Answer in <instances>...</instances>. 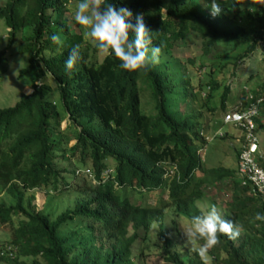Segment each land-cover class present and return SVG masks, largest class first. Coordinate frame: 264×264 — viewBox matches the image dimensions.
<instances>
[{
	"label": "trees",
	"instance_id": "trees-1",
	"mask_svg": "<svg viewBox=\"0 0 264 264\" xmlns=\"http://www.w3.org/2000/svg\"><path fill=\"white\" fill-rule=\"evenodd\" d=\"M70 1L7 0L0 5V19L7 28L0 60L28 28L23 43L27 62L17 77L28 74L31 88L13 105L0 108V193L7 197L6 202L0 200V224L11 229L2 264H134L135 241L146 239L152 222L159 226L162 245L171 246L161 226L162 212L172 207L187 218L201 215L191 204L203 196L208 179L205 173L195 175L201 167L196 150L206 140L200 136L199 118L187 113L198 87L181 78L178 60L170 59L169 50L195 34L202 54L212 47L213 55L222 57L240 47L238 57H245L257 43L264 53L262 0H217L222 8L218 16L211 15L212 0H107L128 8L133 24L136 15H142L155 32L154 46L163 45L166 53L147 71L129 72L114 55L97 58L98 50L90 48L80 26L71 30L66 16ZM56 34L63 46L51 40ZM129 35L134 38V33ZM76 45L81 59L68 70L65 61ZM139 76L150 83L154 115L139 108ZM174 77L180 90L171 96L169 82ZM206 86L211 89L217 83L210 80ZM261 90L258 85L246 95L242 92L244 102L254 101L264 93ZM227 91L225 87L223 98ZM199 95L203 102L210 96ZM259 112L264 114L261 108ZM69 139L74 140L70 146ZM108 159L113 160L112 168ZM169 168L176 173L166 181ZM207 172L227 183L230 194L221 215L240 228L235 240L220 235V243L208 253L211 264H264V221L253 220L257 213L264 214L260 195L240 184L233 166ZM77 176L86 178L85 187L72 186ZM163 186L168 202L161 199L158 211L134 205L127 196L132 190ZM37 189L49 200L47 210L31 203ZM74 197L73 205L54 214L53 203L57 207ZM164 252L168 264H204L197 249Z\"/></svg>",
	"mask_w": 264,
	"mask_h": 264
},
{
	"label": "rangeland",
	"instance_id": "rangeland-1",
	"mask_svg": "<svg viewBox=\"0 0 264 264\" xmlns=\"http://www.w3.org/2000/svg\"><path fill=\"white\" fill-rule=\"evenodd\" d=\"M7 0H0V5H2ZM78 2L71 0L69 2V9L66 16L70 24L72 31H76L78 24L74 20L75 6ZM264 5V0H262ZM81 27V26H80ZM83 30V29H82ZM29 33L28 28H24L21 34L18 36L17 44L12 45L8 50L5 51L2 59L0 60V108L13 105V103L18 100L21 93L30 92L31 88L29 87V75L25 74L23 76L17 77L18 70L26 65L28 53L24 50L25 36ZM188 35V34H187ZM186 35V36H187ZM7 37V28L4 25L2 19H0V50H2L6 43ZM85 40V39H84ZM89 43L90 48L94 44L85 40ZM201 39L195 34H189L182 43L175 44L171 50V58L178 60L181 78L188 80V84L195 88V98L189 102L187 105V113L189 116H192L200 120L201 129L200 136L205 138L207 135L206 142L203 146H199L200 154V166L205 171V178L210 179L213 183L203 184L204 196L196 201V206L201 210L202 215L208 210L204 205H215L221 214L226 209L225 203L229 198L230 190L229 188L220 183L221 180H216L212 172H207L209 168H216L219 166L231 168L234 163L233 153L234 150L238 147V142L233 138L237 135V131L232 129L230 124L223 123L221 121V115L232 106H238L239 103H243V94H248L246 92H251L253 88H256L258 85L262 87L264 91V53L262 51V44L257 43L255 49L250 55L245 57H238L241 48L237 47L228 52L227 55L218 57L213 55L215 50L210 47L208 54H202L200 49ZM92 46V47H91ZM103 54L98 53L97 58ZM162 57H166V53L162 52ZM170 78V77H169ZM178 78V77H177ZM169 84L171 87V96L177 95L180 90L177 87L176 77L172 78ZM210 80H213L217 83V86L207 89V83ZM53 99L56 98V90L54 85H51ZM137 87L139 89V108L142 113L147 115H154L156 109L154 107L155 98L151 94V87L148 79L139 76L137 80ZM227 87V93L223 98L224 88ZM199 89V90H198ZM209 93V97L206 98V101L203 102V99L200 100V95L198 94ZM192 98V97H189ZM224 99L223 108L220 107V100ZM256 117H259L258 120L264 119V114L261 112L258 113ZM66 125V118L61 122L60 127L64 128ZM228 132L231 137L225 138L220 137L218 134L222 132ZM262 135V136H261ZM258 138L263 137L264 134L258 133ZM261 139V138H260ZM74 142L73 139H69L66 145L70 146ZM264 146V144H263ZM107 165L112 168L113 160L108 159ZM69 161L66 166H69ZM201 173V171H196ZM66 175V173H63ZM103 176L105 173L102 174ZM86 181V178L82 176H77L73 182H70L73 187L80 188ZM215 184V185H213ZM135 193V192H133ZM65 194H59L58 196L63 197ZM143 197L151 200L158 201L159 198L166 200V188L163 190L158 189V191H151ZM46 196L42 189H37L34 191V198L32 204L36 209L47 210L49 205V200L45 199ZM56 198V197H55ZM0 200L6 202L7 197L5 194L0 193ZM46 201V203H45ZM75 202V197L72 201H61L57 207L52 204L54 209L53 212L58 213L59 210L63 211L68 206L73 205ZM45 203V204H44ZM170 213L164 215V223H168V218ZM17 218L13 217L12 220L15 223ZM178 225L174 236L170 233L167 235L170 240L171 246H167L166 249L163 248L162 242L157 239L155 236V230L151 228L153 225L151 223L149 229L150 234L148 244L150 248L147 252L143 249H137V257L134 259V264H168L164 259L166 255L164 251H172L175 249L177 251L182 250H192L197 249L201 244L204 243L203 240L198 241L197 244L192 245L187 242V238L184 235L188 227L189 220L186 219L183 215L178 216L177 220ZM155 228V227H154ZM11 229L9 224H0V242L7 243V239L10 236ZM159 244V245H156ZM142 245L139 240L134 244L136 248ZM153 246V247H152ZM145 254V255H144ZM134 257H132L133 259ZM1 264V263H0Z\"/></svg>",
	"mask_w": 264,
	"mask_h": 264
},
{
	"label": "clouds",
	"instance_id": "clouds-1",
	"mask_svg": "<svg viewBox=\"0 0 264 264\" xmlns=\"http://www.w3.org/2000/svg\"><path fill=\"white\" fill-rule=\"evenodd\" d=\"M221 13H222V8L220 6V3H218L217 0H212L211 15L218 16ZM132 17H133V13L128 8L126 7L117 8L113 4L108 3L107 0H80V2L76 4L75 12H74L75 22L83 29V38L85 40L91 41L100 54H103L105 57L114 55V57L118 61H120V67L126 71L129 72L147 71L151 65H155L161 62L163 45L154 46L153 33L155 32H152L147 27V25L144 22V17L142 15H136L134 24L131 22ZM130 32L134 33V38H130L129 35ZM51 40L58 46H63V39L59 34L53 35L51 37ZM80 59H81V54L79 51V45H76L71 49L65 61L66 68L68 70L74 69L75 65ZM203 95H205V93L202 92L201 96ZM262 96H264V93L256 97V99ZM254 101L244 102L243 100V103L241 104L239 103L238 106H232V108L228 109L221 115V121L223 123L230 124L232 129L237 131V134L239 132L241 139L239 140L240 142L237 147V155L242 142L241 132L235 124H233L231 121L224 120L223 117L226 112L244 110L249 103ZM263 105H264L263 102H259V104H257V113L253 117L255 123L256 137L258 135L257 127H260L262 129L264 127V122L258 120L259 117H256L259 113L260 108ZM218 136L220 137L224 136L225 138L231 137L230 134L226 131L222 132L221 134L219 133ZM233 138L235 139V141L238 142L237 135H235ZM204 139L205 140L207 139V135L205 136ZM257 139L259 145V138L257 137ZM199 148L200 147L198 146V149L196 151L198 153L200 160ZM259 160L262 163H264V157L262 155L261 158L257 159L258 163L260 162ZM236 164H237V160H236ZM199 170L201 171V173L199 174L195 172L196 176L197 175L201 176L205 173L202 172L203 169H201V167L196 171ZM104 172L107 171L105 170ZM175 173L176 172H174L172 168L166 169L164 179L166 181L172 179ZM210 183L212 182H208L206 184L210 185ZM205 185L202 186L203 196H204L203 187ZM165 188L166 187L163 186L162 188H160V190L162 189L164 190ZM158 189L159 188H155L141 192L137 190H132L130 191L129 194H127V196L134 205L145 207L148 208L149 210H157L160 208L161 198H159L158 201L154 202L143 197L142 195H145L151 191H158ZM166 195H167V189H166ZM197 200L198 199L194 200L191 206H193L194 204L195 207H197L196 206ZM165 201L168 202L167 196ZM204 207L207 208L208 210L203 215L201 212V215L193 216L191 218H187L184 216L186 219L188 220L190 219L188 222V227L184 232V235L187 238V242L192 245L197 244L198 241L201 240L204 241V243L201 244L198 248V254L204 260V264H211L213 258L209 256L208 253L210 249H212L213 247H215L220 243V239H219L220 235H224L228 239L235 240L240 236V228L234 225V223L231 220L224 219L223 216L221 215V212L218 210V208L215 205L206 204L204 205ZM166 213H170V216L168 218V223H164L163 220L164 215ZM178 216H182V215L175 214L172 210V207H167L164 209V212H162L161 226L164 229L166 236L169 235L170 233L172 234V236H174L179 221V219L177 220ZM253 220L264 221V214L257 213L254 216ZM152 224L153 225L151 226V228L155 230L154 234L157 237V239L160 240L157 233L159 226L157 225L156 222H152ZM256 226L259 227L258 224ZM151 228L147 229L146 239L143 240L137 239L139 240V242L142 243V245L137 248L140 249L139 255H142L141 249H143L144 252L145 251L147 252V250L150 248V245L148 244L149 241L148 235L150 234ZM166 247L167 246H163V248ZM5 248L8 249L9 245L1 244L0 242V258H3L5 256L4 254ZM1 261L2 259H0V263L2 264Z\"/></svg>",
	"mask_w": 264,
	"mask_h": 264
},
{
	"label": "built area",
	"instance_id": "built-area-1",
	"mask_svg": "<svg viewBox=\"0 0 264 264\" xmlns=\"http://www.w3.org/2000/svg\"><path fill=\"white\" fill-rule=\"evenodd\" d=\"M264 103V96L251 102L242 111H230L223 119L231 121L241 132L242 142L237 155L236 173L242 186H249L253 193H258L264 209V163H258L261 158L258 150V139L255 134L253 117L257 113V104Z\"/></svg>",
	"mask_w": 264,
	"mask_h": 264
},
{
	"label": "crops",
	"instance_id": "crops-1",
	"mask_svg": "<svg viewBox=\"0 0 264 264\" xmlns=\"http://www.w3.org/2000/svg\"><path fill=\"white\" fill-rule=\"evenodd\" d=\"M261 110H263V112H264V105L261 107ZM260 116H261V114H260ZM260 121H262V122H264V119L262 118V120H260ZM257 132L258 133H260V134H264V127H263V129L262 128H260V127H257ZM262 136V135H261ZM261 138V139H260ZM259 138V145H258V149H259V152H260V154L264 157V146H263V144H264V141H263V137H260ZM241 138H240V135H239V132H238V134H237V140H238V144H239V140H240ZM235 151L237 152V149H235L234 150V153H235ZM234 153H233V159H234V163H233V168L235 167V169H236V160H237V154L236 155H234ZM208 182H212L210 179H208ZM213 183V182H212ZM220 183H222V184H224V185H226L227 186V183L225 182V180L223 181H220Z\"/></svg>",
	"mask_w": 264,
	"mask_h": 264
}]
</instances>
